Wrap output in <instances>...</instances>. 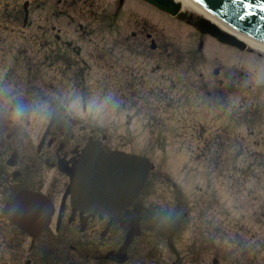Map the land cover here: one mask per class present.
<instances>
[{"label": "flooded vegetation", "instance_id": "obj_1", "mask_svg": "<svg viewBox=\"0 0 264 264\" xmlns=\"http://www.w3.org/2000/svg\"><path fill=\"white\" fill-rule=\"evenodd\" d=\"M31 3L0 0V264H165L160 242L166 234L177 237L189 214L181 192L162 188L171 200H148L155 185L160 186L153 178L152 187L147 184L125 211L101 217L74 210L69 197L71 176L64 167L74 168L84 142L104 139L114 150L128 152L132 140L127 134L107 136L86 116L85 104L74 106L50 98L38 110L37 61L51 77L46 83L48 93L110 96L111 108L118 113L162 108L165 78L174 80L177 107L193 104L187 101L181 105L184 97L196 99L193 89L200 79L207 81L200 85L201 90L208 89L206 94L215 104L227 106L234 81L227 71L219 69L204 78L203 74H192L193 65L188 66L179 48L177 55L165 62L170 46L165 44L162 31L151 33L146 24L129 28L124 37L115 35L119 28L116 22L108 31L101 24L92 27L93 14H100V9L95 12L97 3L93 0L61 1L64 10L60 14L77 12L80 21L72 41L64 31L66 26L60 24L45 27L44 35L39 36L42 32L35 31ZM122 4L123 0L119 6ZM178 18L193 24L192 16L180 14ZM74 22L76 19L70 20L71 25ZM172 63L174 72L164 74L165 65ZM188 67V74L182 73ZM95 72L96 78L86 83ZM59 79L65 80L67 89L57 83ZM116 125L115 132L124 128L120 122ZM47 126L45 143L38 151L36 129ZM21 191H41L54 205L46 228L39 234L23 232L4 214V207ZM191 237L201 238L202 233ZM188 256V261L196 262L194 254ZM183 257L181 254L180 259Z\"/></svg>", "mask_w": 264, "mask_h": 264}, {"label": "rangeland", "instance_id": "obj_2", "mask_svg": "<svg viewBox=\"0 0 264 264\" xmlns=\"http://www.w3.org/2000/svg\"><path fill=\"white\" fill-rule=\"evenodd\" d=\"M61 1L63 0H32L35 31L38 34H40V31L42 32L39 36L44 35L45 27L60 24L66 26L64 31L68 32V39H74L75 34L73 31L76 23L71 25L66 14L76 15V12L69 11L59 16L61 10H64ZM93 1L97 3L96 13L102 7L106 8V13H110L107 6L109 0ZM136 4L139 3H136L135 0H127V5L119 17L112 19L110 24L116 22L119 26L116 36L124 37L130 32L129 28L133 30L137 25L146 24L149 28L146 29L151 33L162 31L164 40L170 45L169 54L165 51V62L172 60L180 49L181 56L186 59L188 66L193 65L192 74L211 76L214 75L213 71L215 69H219L221 73L227 71L229 76L240 74V82L237 83L235 88L229 89L230 94H232L229 97V111L215 104L213 99L207 96L208 89L201 90L200 85L207 81L200 79L198 76L197 78L200 80L195 82H198L199 85L193 89L196 93V99L189 100L184 97V102L181 105L187 101L193 104L177 107L174 102V80L165 78L164 106L159 110L150 107L144 111H131L135 116L130 121L128 112L126 114L124 112L110 113L106 108L98 116V122L101 125L106 122V128H103L109 131L115 128L119 122L118 120H120L121 126H124L125 129H119L118 132L127 134L131 138V150L145 153L153 162V178L160 181L159 189L164 188L166 191L171 192L169 189L174 186V183L180 184L183 189L187 188V198L192 200L195 192L192 193L191 186L195 184H201L204 188L206 185L212 186L214 191L208 189L209 193L213 192L214 194L210 206L217 205L224 211L228 210V216L218 217L216 225L221 226L220 220L227 218V221L230 222V228H240L238 233L240 234V251L236 243L234 244L238 229H233L229 235L224 237L222 242L219 239L221 243L218 244L215 253L213 252L215 257L213 259L217 260L216 264H264V215L260 217L255 215L257 211L259 212L258 207L264 206V189H262L264 187V176L262 183H259L258 180H246L247 177L241 176L240 173L236 174L233 179H230L233 173L229 176L231 166L236 168V165L240 166L244 158H253L252 155L244 156L242 153L238 156L237 152L239 151L235 149L236 147L246 145L250 154L259 152V156L264 155V128L262 122L255 124L257 120L256 118L253 120L251 116L245 119L237 118L239 112L248 109L258 110L264 117V54L253 48H251L252 51L246 50L244 53L235 49L227 50L224 47L221 50V47L217 46L209 35H205L202 39L200 36L197 37L193 33L194 29L189 24L169 21L165 17L161 19L155 13L154 15L151 14L152 11L144 12ZM102 12L103 15L105 10ZM93 15V19L98 21L97 23L92 21V25L109 23L107 14L103 16L102 20L99 15ZM44 24H47V26ZM196 38L199 39L198 42ZM103 40L108 41L109 39L103 38ZM199 42H202V50L195 51L196 48L198 49ZM189 48L195 51L193 55L187 53ZM38 50L40 53L43 52L42 49ZM36 67L37 88L43 89L45 84L51 80V77L47 76L46 69L39 61H37ZM188 70L189 67L183 69L182 73L188 74ZM173 72V63L171 66L165 65L164 74L168 75ZM95 78L96 72L90 75L89 83ZM147 78L150 79V77ZM91 99L89 105L92 107H98L99 104L102 107V103L109 101L108 97L99 95H91ZM198 99L204 102L195 103ZM224 112L229 116L227 122L224 118H219ZM235 113L237 114L236 117L234 116ZM111 117L112 123H110ZM240 123L243 125L240 126ZM247 125L256 127L253 137L248 135L249 131L245 127ZM31 135H35L33 131ZM115 136L118 137V134H115ZM243 138L245 139L243 140ZM218 153L220 155L216 157ZM228 163L230 165L226 167ZM221 168H223V175H220ZM245 185L254 186L258 190V197L261 196L262 198L255 197V194H252L254 197L249 196L246 189L245 192H242L241 188ZM155 197V195L151 196L148 200H155ZM254 238L257 239V242L261 241V245H255L252 249L251 246L254 241L251 239ZM184 239L185 237L176 244L182 254H184ZM244 239L248 242L246 248L249 252L246 255H244L245 249H243ZM161 247L163 246L161 245ZM164 248H162L164 263L169 264L174 258L170 257L169 253H164ZM183 258L186 261L182 263L189 264L186 255ZM176 264H178V261ZM193 264H210V262L206 260Z\"/></svg>", "mask_w": 264, "mask_h": 264}, {"label": "water", "instance_id": "obj_3", "mask_svg": "<svg viewBox=\"0 0 264 264\" xmlns=\"http://www.w3.org/2000/svg\"><path fill=\"white\" fill-rule=\"evenodd\" d=\"M212 3L210 5L213 8H218L222 9L224 4L226 3L225 0H211ZM237 9L236 5L230 4L227 10H224L226 13H229L227 15V19L229 22L236 24L237 21L236 18L237 16L233 14L234 10ZM242 22V21H240ZM207 31L213 34L214 36H217V31L215 28L210 27L207 28ZM220 35V34H219ZM218 35V36H219ZM256 40V39H255ZM259 41V40H257ZM229 43H234L229 39V41H225ZM261 42V41H259ZM264 44V42H261ZM240 47H244V45H241ZM103 149H99L98 147L91 146L85 153L84 156L82 157V160L80 162L79 168L76 171V179L74 183V189H75V198L74 201L84 210L87 211H97V210H112L114 208V204L111 202L112 200H106L107 205L104 207L102 204H98L93 192V181H94V172H95V165H96V155L98 153H102ZM119 160L122 159L123 157L120 155L116 156ZM147 172V166L144 164L143 165V179H145ZM134 176V175H133ZM143 181V180H142ZM136 189L139 186V184H135ZM135 193V189L133 190Z\"/></svg>", "mask_w": 264, "mask_h": 264}, {"label": "bare ground", "instance_id": "obj_4", "mask_svg": "<svg viewBox=\"0 0 264 264\" xmlns=\"http://www.w3.org/2000/svg\"><path fill=\"white\" fill-rule=\"evenodd\" d=\"M174 1H180L182 2V7L185 8L187 6H191L195 9H199L200 11H202L200 8H198L194 3H192L190 0H174ZM208 17H210L209 19L211 20V22H213L215 25H217L219 28L225 30L226 32L230 33L231 35H235L237 38H239L241 41L245 42L246 44H248L249 46L253 47L254 49H256L257 51H259L260 53L264 54V44H262L261 42L245 35V34H239L237 31L233 30L231 27L226 26L225 24H223L222 22H220L217 18L211 17L209 15H207Z\"/></svg>", "mask_w": 264, "mask_h": 264}, {"label": "snow or ice", "instance_id": "obj_5", "mask_svg": "<svg viewBox=\"0 0 264 264\" xmlns=\"http://www.w3.org/2000/svg\"><path fill=\"white\" fill-rule=\"evenodd\" d=\"M199 3H204V0H198ZM238 0H230L232 5L237 4ZM259 7L260 13H264V4H259V0H257L256 4L250 2V0H240V7L235 9L233 14L237 16L240 21H244L247 17H251L256 15L255 8ZM229 7L228 3H225L222 11L227 10ZM264 18V17H262Z\"/></svg>", "mask_w": 264, "mask_h": 264}]
</instances>
